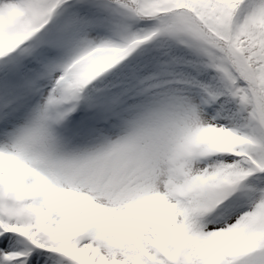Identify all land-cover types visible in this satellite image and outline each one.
<instances>
[{
  "label": "snow or ice",
  "instance_id": "1",
  "mask_svg": "<svg viewBox=\"0 0 264 264\" xmlns=\"http://www.w3.org/2000/svg\"><path fill=\"white\" fill-rule=\"evenodd\" d=\"M0 264H264V0H0Z\"/></svg>",
  "mask_w": 264,
  "mask_h": 264
}]
</instances>
